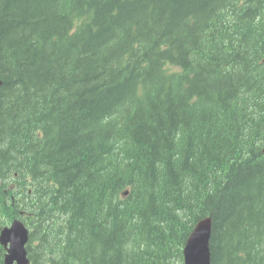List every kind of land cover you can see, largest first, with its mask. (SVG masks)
<instances>
[{
    "label": "trees",
    "instance_id": "16d2710c",
    "mask_svg": "<svg viewBox=\"0 0 264 264\" xmlns=\"http://www.w3.org/2000/svg\"><path fill=\"white\" fill-rule=\"evenodd\" d=\"M0 79L30 264H264V0H0Z\"/></svg>",
    "mask_w": 264,
    "mask_h": 264
},
{
    "label": "water",
    "instance_id": "95a60500",
    "mask_svg": "<svg viewBox=\"0 0 264 264\" xmlns=\"http://www.w3.org/2000/svg\"><path fill=\"white\" fill-rule=\"evenodd\" d=\"M2 81L0 79V85ZM264 151V149H263ZM212 235V217L207 216L194 226L184 246L183 264H211L210 240ZM29 230L25 224L15 219L11 226L5 227L0 233V243L7 248L6 264H28L26 243Z\"/></svg>",
    "mask_w": 264,
    "mask_h": 264
},
{
    "label": "flooded vegetation",
    "instance_id": "af4514ba",
    "mask_svg": "<svg viewBox=\"0 0 264 264\" xmlns=\"http://www.w3.org/2000/svg\"><path fill=\"white\" fill-rule=\"evenodd\" d=\"M5 249H6V248H4V251H5ZM3 257H4V252H3ZM2 264H4V261H3V263H2Z\"/></svg>",
    "mask_w": 264,
    "mask_h": 264
}]
</instances>
